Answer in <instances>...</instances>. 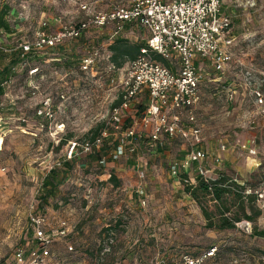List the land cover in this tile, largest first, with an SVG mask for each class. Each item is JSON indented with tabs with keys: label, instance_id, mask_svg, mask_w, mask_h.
Returning a JSON list of instances; mask_svg holds the SVG:
<instances>
[{
	"label": "rangeland",
	"instance_id": "374dc122",
	"mask_svg": "<svg viewBox=\"0 0 264 264\" xmlns=\"http://www.w3.org/2000/svg\"><path fill=\"white\" fill-rule=\"evenodd\" d=\"M220 1L221 14L230 19V29L224 34L231 38L226 47L230 60L222 70L214 69L208 59L195 60L200 103L193 113L201 132L198 147L205 151L201 164L210 170L209 179L222 173L256 187L264 182V0ZM116 2L128 5L130 0ZM41 5L56 22L87 18L65 0H53L50 5L37 0L36 13L43 10ZM92 7L94 11L107 9L100 2ZM0 24L3 27L1 20ZM27 27L2 30L10 51H0V72L5 78L0 84V264H12L18 251L36 246L29 224L32 214L44 217L47 232L60 220H66L70 228L67 236L55 237L50 244L48 264H151L172 242L173 248L187 243L190 252L173 249L164 257L166 264L212 246H216L218 262L209 264H264V237L251 235L253 226L264 228L263 210L248 230L243 225L231 230L205 229L200 209L184 194L179 175L169 174V167L190 149L185 139L164 136L153 146L143 135L133 142V151L129 144L122 156L110 155L121 136L110 113L123 90L121 80L129 61L115 67L110 44L115 37L128 40V45L143 44L146 30L135 22L123 24L117 33L112 23L90 27L80 38L22 55L18 44L30 42L37 31ZM150 55L161 63L160 55ZM87 57L92 63L81 69ZM165 61L177 72L175 54ZM33 67L38 71L29 75ZM141 100L137 98L122 112L121 130L139 118L145 108ZM179 114L184 120L185 111ZM105 127L109 135L99 148L106 152L96 155V147L90 152L78 148L68 159L71 169L65 180L45 199L42 180L51 168H63L69 143L90 141L93 133ZM112 171L117 185L108 181ZM139 172L143 178H138ZM183 173L194 183L196 164L187 172L180 169L179 174ZM117 218V229L104 232ZM123 246L129 251L119 255ZM198 247L207 249L196 253Z\"/></svg>",
	"mask_w": 264,
	"mask_h": 264
},
{
	"label": "built area",
	"instance_id": "2783aa9c",
	"mask_svg": "<svg viewBox=\"0 0 264 264\" xmlns=\"http://www.w3.org/2000/svg\"><path fill=\"white\" fill-rule=\"evenodd\" d=\"M220 2V0H131L128 5L117 4L105 11H94L92 0H77L79 11L86 13L87 18L75 23L61 24L54 32L37 30L30 42H20L18 48L22 55L43 48H54L68 40L80 38L90 27L102 28L111 23L115 26L114 33L127 22H135L142 26L148 32L146 44L128 61L121 80L123 90L120 102L112 107L110 113L115 129L121 131L112 156L113 158L122 156L125 148L130 147L127 146L129 144L131 145L129 150H134L133 142L139 139L140 135L132 125L121 130V114L131 107L132 102L143 90H146L148 101L138 123L144 129L150 128L147 137L152 145H157L164 136H178L190 144V149L184 157L169 167V174L178 177L180 169L184 170L191 164H196L197 174L204 180H210L206 177L207 171L201 164L205 158V151L198 147L201 143V132L195 123L193 113L200 99V75L196 71L195 60L208 59L216 70H222L225 63L230 60L231 56L226 47L230 44L231 38L224 35L230 29V19L221 14ZM3 3L4 0H0V13ZM114 33L110 37H113ZM0 51H10L5 48L1 28ZM151 53L160 55L165 60L175 54L178 59L177 72L155 61ZM91 63L92 58H84L81 69H87ZM37 71L38 69L33 67L28 73L33 75ZM180 110L185 111L184 120L179 114ZM108 135L109 131L105 127L93 140L82 143L71 141L65 158L70 159L74 156L78 148L90 152ZM137 175L138 178H143L142 172ZM231 181L241 187L244 197L254 196L258 208L264 211V182L251 187L236 178H232ZM137 191L142 196V190ZM141 204H144V201H141ZM29 224L36 246L26 252L18 251L12 264H48L50 244L55 237H65L69 233V225L66 220H60L56 228L47 232L44 229L46 224L44 217L37 214L29 216ZM236 225H243L248 230L251 223L242 220ZM215 252L216 247H211L197 256L183 254L176 264H206V260L213 257ZM153 264H162V261L158 260Z\"/></svg>",
	"mask_w": 264,
	"mask_h": 264
},
{
	"label": "trees",
	"instance_id": "16d2710c",
	"mask_svg": "<svg viewBox=\"0 0 264 264\" xmlns=\"http://www.w3.org/2000/svg\"><path fill=\"white\" fill-rule=\"evenodd\" d=\"M128 43V40L116 37L111 42L109 48L111 51L110 61L115 67H121L127 60L133 59L138 54L139 49L142 46H145V44L136 45L133 43L128 45ZM159 60L168 67V63L165 60L162 58ZM13 61L15 62L16 60ZM5 76L6 75H4V77ZM4 79L5 78L2 77L0 72V84ZM116 104L117 102H115V105ZM128 126L131 125H127L126 127ZM101 129L103 128H100L98 131H96L97 129L95 130L97 134ZM97 134L93 133L89 139L93 140ZM115 141L117 145L118 140L116 139ZM100 146L101 144L95 151L96 155L106 152L105 148H99ZM114 150L111 155H113ZM70 163L71 160L67 159L64 161L63 168H51L45 175L41 184L45 199L46 196L49 197L53 195L57 190V187L65 180L66 175L71 169ZM231 179L232 178H229L225 176V174L221 173L215 179L204 180L196 174L195 181L192 183L188 180L187 174H179V180L182 184L184 193L190 197V199L193 200V202H195L200 209L205 222V229L231 230L234 229L237 222L246 220L253 223V221H255V219L260 215L261 210L256 206L255 197L250 195L244 197L241 193V187H238L236 183L231 181ZM108 181L113 182L114 185L118 184V181L113 175H110ZM247 185L254 187L251 184ZM227 201H229V203H227ZM119 225L120 220H116L114 225L112 227H107L104 232L116 230ZM251 235L254 237H264V228L258 229L253 226L251 229ZM98 252H100V250ZM158 260L162 261V264H166L164 259Z\"/></svg>",
	"mask_w": 264,
	"mask_h": 264
},
{
	"label": "crops",
	"instance_id": "0c3cea01",
	"mask_svg": "<svg viewBox=\"0 0 264 264\" xmlns=\"http://www.w3.org/2000/svg\"><path fill=\"white\" fill-rule=\"evenodd\" d=\"M65 1H68V2H72L75 6H76V9L79 11V9H78V7H77V0H65ZM93 1V3L95 2V3H101V6L102 7H104V8H109L110 6H113V5H117V4H120V3H117L116 2V0H92ZM36 2H37V0H4V3H3V8H2V11H1V15H0V20H1V23H2V25H3V27L4 28H8V27H11V25H13L12 27L13 28H8V29H10L11 31L12 30H16V31H19V30H21V29H23L24 28V25L27 27L26 29H29L30 30V32L31 31H34V30H38V29H42V30H47V31H49V32H54V31H56L58 28H59V26L61 25V24H65V22L67 23V22H71V21H67V20H65L63 23H61L60 22V19H59V21H55L56 19V17L55 16H50V13H48V8L47 7H45L44 8V6H42L41 5V9H43V10H41V11H39V13H36L35 12V4H36ZM38 2L40 3H45L46 5L47 4H51L52 2H53V0L52 1H50V0H38ZM130 2H131V0H130ZM37 5H38V3H37ZM123 5H125V4H123ZM40 6H37V8H39ZM23 9V10H22ZM106 9V10H107ZM18 11H22L21 13H18ZM105 11V10H104ZM16 13V16H13L14 14ZM19 14H22L21 16L19 15ZM20 16V17H19ZM23 16V17H22ZM52 17V18H51ZM58 18V17H57ZM52 19V20H51ZM4 20L5 21H9V23L11 22L12 24L10 25H8L7 23H4ZM20 21V24H17L18 22ZM5 24V25H4ZM7 24V25H6ZM135 24H137V23H135ZM54 26V27H53ZM0 27H1V25H0ZM3 27H1V29L3 30ZM143 28V27H142ZM56 29V30H55ZM54 30V31H53ZM147 32V31H146ZM147 37H148V32H147ZM146 40H147V38H146ZM136 45H142V43H139V42H134ZM144 44H146V42L145 43H143V45ZM124 65V64H123ZM122 65V66H123ZM121 66V67H122ZM200 75V74H199ZM143 93L140 95H138L137 97H136V99L134 100L135 102H137V98H138V100L140 101L141 99V102L142 103H144V105L146 106V104H147V101H148V95L146 96L145 95V93H147L146 92V90H143L142 91ZM199 94H200V92H199ZM120 98H121V95H119L118 96V98H117V100L115 101V102H117V104L116 105H118L119 104V102H120ZM144 98V99H143ZM134 101L132 102V104H131V106L133 105V103H134ZM199 101H200V99H199ZM115 102L112 104V107H114V106H116L115 105ZM200 102H198V104H199ZM131 108V107H130ZM142 114V113H141ZM140 114V115H141ZM139 115V116H140ZM195 115V114H194ZM121 117H123V114H122V116ZM121 119H123V118H121ZM138 120H139V118L138 119H136V120H133V121H131L130 123H129V125H132L133 127H134V129H135V131L137 132V134L138 135H140V137L139 138H141L143 135H146V137L148 136V132H149V127H147V128H143V127H141L140 126V124L138 123ZM195 122H196V117H195ZM187 125V124H186ZM200 128V127H199ZM142 129V131L143 132H146V134H144L143 132L141 133L140 132V130ZM117 140H118V138H116ZM160 143V142H159ZM224 153H222V157L224 158V159H228L229 157H227L226 156V154H224ZM109 155V154H108ZM107 155V156H108ZM111 155V154H110ZM116 159V158H115ZM231 161H232V158H229ZM193 165H195V164H191L190 165V167H188V168H186V169H184V171H188V169H190L191 168V166H193ZM206 171H207V173H209V169H206ZM185 174H187V173H185ZM112 175H116V173L114 172V171H112ZM185 194V193H184ZM186 195V194H185ZM257 206V205H256ZM117 220H118V218H117ZM113 221V225H114V223H115V221L116 220H112ZM111 221V222H112ZM112 225V226H113ZM118 243V242H117ZM117 243H116V245H117ZM220 243V242H219ZM218 243V246L219 247H222V246H226V245H224V244H222V246L220 245ZM124 247V246H123ZM169 247V248H168ZM175 247L176 248H173V242L169 245V246H165L163 249H164V251L158 256V259H164V257L166 256V258H167V255H168V252H172L173 251V249H177V253H181V252H190L188 249H187V247H188V245H187V243H184V244H181V245H179V244H175ZM212 247H216V246H212ZM243 248V247H242ZM207 248H205V247H198V248H196L194 251H196V253L197 252H201V251H204V250H206ZM127 251H129V249H128V247H124V248H122L121 250H120V254L119 255H124V254H126L127 253ZM119 252H117V254H118ZM195 253V252H194ZM113 255H115V253H112ZM190 255V254H189ZM215 256V255H214ZM213 256V257H214ZM211 257V258H209V259H207L206 260V264H209V262H211V261H216V262H218L217 261V258L216 257ZM157 258H156V260H158ZM155 260V261H156ZM154 261V262H155ZM154 262H152L151 264H153ZM124 264V263H123Z\"/></svg>",
	"mask_w": 264,
	"mask_h": 264
}]
</instances>
